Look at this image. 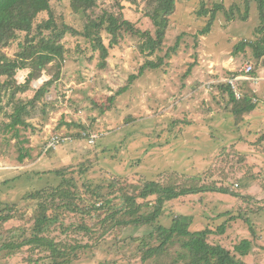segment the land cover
<instances>
[{"label": "rangeland", "instance_id": "rangeland-1", "mask_svg": "<svg viewBox=\"0 0 264 264\" xmlns=\"http://www.w3.org/2000/svg\"><path fill=\"white\" fill-rule=\"evenodd\" d=\"M157 2L97 0L88 11L93 19L105 12L123 14L134 27L119 30L113 47L112 35L105 27L101 30L108 47L102 67L101 51L93 37L84 35L89 17L75 12L71 0H51L57 24H67L79 33L67 32L63 37L60 69L52 64L33 80L32 89L19 94L31 98L44 82L58 77L32 116L26 117L27 126H18V135L7 127L13 104L4 99L0 112V201L17 205L12 209L16 216L0 225L1 241L9 240L18 231L10 230L20 226L31 231L30 215L39 203L30 199L31 193L42 189L48 193L52 186H59L64 178L51 171L63 169L64 177H75L86 198L97 185L105 187L102 191L109 198L120 194L122 183L151 180L229 187L230 193L206 190L167 201L159 223L168 226L176 215L185 214L192 216L191 230H217L231 214L243 213L252 220L254 234L246 221L239 219L212 240L233 249L242 239H250L253 248L243 260L264 264V55L258 57L253 46L263 36L259 3L176 0L164 38L152 49L149 37H156V27L149 14ZM49 17V12H41L37 23ZM211 20L209 32L202 33ZM138 30L149 32L140 35ZM25 36L20 32L4 51L14 57ZM247 64L254 69L248 74L254 80L242 82L241 92L257 95L253 98L257 106L237 122L229 91L219 85ZM27 74L28 70H20L17 79L23 82ZM132 74L136 78L129 82ZM55 137H64V142L52 144ZM26 151L30 156L21 161ZM114 181L118 184L109 188ZM60 199L56 205L62 203ZM119 201L114 199V203ZM229 210L232 213L222 216ZM55 212L61 214V220L52 226V237L64 243L90 244L76 249L69 256L71 263L66 264H149L141 261L139 242L128 237H149L150 227H116L103 233L98 221L107 209H91L90 215H83L58 206ZM82 223L91 228L90 233L76 228ZM29 248L10 256L0 252V264L51 261L46 257L49 252H31Z\"/></svg>", "mask_w": 264, "mask_h": 264}, {"label": "trees", "instance_id": "trees-1", "mask_svg": "<svg viewBox=\"0 0 264 264\" xmlns=\"http://www.w3.org/2000/svg\"><path fill=\"white\" fill-rule=\"evenodd\" d=\"M259 3L260 17L263 25L261 33L263 36L260 41L253 43L258 57L264 55V0H257ZM176 0H158L157 6L149 17L153 20L156 27V37H149L150 48L154 49L164 38L169 24V15L175 9ZM71 5L75 12H79L89 17L85 26L84 35L93 37L96 47L101 51V66L104 67L108 57V47L104 44L101 30L106 29L112 39L110 45L113 47L118 42L119 30H133V23L124 18L123 14L114 15L105 12L99 16V19H93L88 11L97 5V0H71ZM49 12L50 17L37 23V17L41 12ZM214 16V15H213ZM108 24L106 25V23ZM212 20L202 31L209 32ZM96 30L93 36V31ZM20 32H25L24 41H20V50L14 57H10L4 48L9 46L13 40L18 38ZM46 32H49L46 34ZM67 32L79 33L76 29L67 24L61 27L52 12L51 0H0V112L4 110V99L7 97L8 104H13V111L9 114L11 121L7 127L13 129L18 135V126H27L26 117L32 116L39 101L45 96L50 85L55 79L44 82L31 98L20 97V93L32 89L33 80L38 79L43 71H47L56 64L60 69L64 61L65 46L62 42ZM140 35H147L149 31H141ZM149 35H151L149 33ZM245 43H242L244 45ZM53 64V65H52ZM147 64L140 69L142 74ZM55 67V66H54ZM28 70L25 81L20 82L17 74L20 70ZM254 71V69H253ZM252 71V72H253ZM234 73L232 76L236 75ZM58 76V75H57ZM4 78V79H2ZM136 75L129 77V82L133 81ZM220 88L229 91L230 100L233 104L232 112L237 122L244 118L256 108L253 102V95L244 93L241 98H237L228 82L219 85ZM127 86L121 91L126 90ZM30 156V151L21 154L20 160L23 161ZM53 174L62 176V183L59 186H52V190L47 193V189L31 193L30 199L38 200L37 207L33 208L30 217L33 219L31 231L26 226H20L9 240L1 241L0 252L5 255H12L14 252L25 247H30L31 252L41 250L49 252L46 257H51V261L40 262L36 264H66L71 263L69 257L76 249L89 247V243L61 242L51 236L52 226L59 223L61 214L55 212L59 206L73 213H83L90 215L91 209H107L108 213L98 223H101L103 233L113 228H128L148 226V236L134 237L129 236L131 241H138V249L141 253L142 263L149 264H248L243 260L253 248V242L250 239H242L234 248L225 246L221 242H213L212 239L218 235L225 234L228 228L236 220L243 219L249 225L250 231L254 234V225L250 218L243 213L230 215L225 222L220 224L217 230L206 227L200 230H191L190 225L192 216L179 214L172 219L168 226L160 224L159 218L164 213V205L167 201L177 199L193 193H199L206 190H215L223 193H230L229 187H207L197 184H177L175 182L161 183L158 181H146L143 184L127 183L120 184V194L114 197L106 198L103 189L104 186L97 185L92 194L86 198L80 192V189L74 181L75 177H64L63 169L51 171ZM118 179H116L117 181ZM116 181L109 184V188L118 184ZM87 184V182H83ZM73 186V187H72ZM54 187V188H53ZM111 192L108 193V195ZM110 196V195H109ZM151 199V197H154ZM61 197V204L56 205L55 201ZM40 201L41 199H43ZM119 198V203H114V199ZM92 200H95L92 202ZM100 202V207L96 203ZM52 203V204H51ZM84 204V205H83ZM17 203L10 206L8 203L0 201V225L12 220L16 213L12 211ZM20 210V208H18ZM23 212V211H21ZM257 212V211H256ZM27 213V212H26ZM232 211L223 212L230 214ZM24 217L25 213H21ZM64 223H60L63 225ZM77 229L91 232V228L86 224H78ZM68 227L64 229L67 231ZM61 258L62 261H61Z\"/></svg>", "mask_w": 264, "mask_h": 264}, {"label": "built area", "instance_id": "built-area-1", "mask_svg": "<svg viewBox=\"0 0 264 264\" xmlns=\"http://www.w3.org/2000/svg\"><path fill=\"white\" fill-rule=\"evenodd\" d=\"M252 70H253V67L247 64L245 68L240 71L239 74L228 77L226 79V82L229 83L231 90L234 92L237 98H241L243 95V93L241 92L243 84L241 85V83L254 80L253 77L248 75L252 72ZM61 140L62 142H64V137H62V139L60 137H55L52 141V144H55V143L57 144L61 142Z\"/></svg>", "mask_w": 264, "mask_h": 264}, {"label": "crops", "instance_id": "crops-1", "mask_svg": "<svg viewBox=\"0 0 264 264\" xmlns=\"http://www.w3.org/2000/svg\"><path fill=\"white\" fill-rule=\"evenodd\" d=\"M253 96L255 97V96H257V95L254 94Z\"/></svg>", "mask_w": 264, "mask_h": 264}]
</instances>
